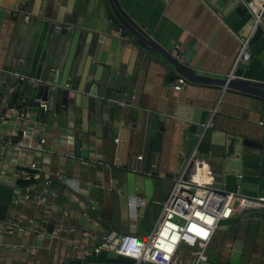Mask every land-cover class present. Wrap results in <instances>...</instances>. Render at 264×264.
<instances>
[{
	"label": "crops",
	"instance_id": "crops-1",
	"mask_svg": "<svg viewBox=\"0 0 264 264\" xmlns=\"http://www.w3.org/2000/svg\"><path fill=\"white\" fill-rule=\"evenodd\" d=\"M120 2L152 37L169 50H178L180 59L198 73L225 78L233 71L241 55L242 38L207 0ZM111 14L108 0H0V67L37 76L55 22L40 78L52 86L75 85L92 60L94 45L87 44V31L76 29L65 37L60 28L72 24L98 29L110 21ZM134 53L132 57L129 46L106 39L97 55L107 65L124 66L131 75L124 102L83 93V100L67 111L59 106L43 117L36 107L29 112L30 127L47 130L45 150L21 152L10 147L12 166L7 171L11 176L14 163L23 167L33 160L42 166L41 179L17 188L31 198L12 206L16 215L34 218L37 230L2 236V243L22 246H0V264H64L81 253L73 248V242L92 248L107 234L147 236L157 223L174 176L185 168L189 155L187 125L173 114L178 102L209 111L217 107L216 128L226 124V129L235 125L244 130L264 126L263 99L196 84L177 91L173 87L177 77L168 80L165 69ZM83 88L79 86V90ZM33 98L31 95L30 100ZM16 102L27 103L20 94ZM154 113L166 119L159 122L163 140L148 173ZM4 131L18 132L11 118ZM30 170L25 168V178L31 177ZM140 199L145 202L137 207ZM58 226L59 233L51 235ZM218 231L229 234L228 238H218ZM217 232L210 246L217 248L223 262L264 264V220L241 221ZM33 245L36 252L28 249Z\"/></svg>",
	"mask_w": 264,
	"mask_h": 264
},
{
	"label": "water",
	"instance_id": "water-1",
	"mask_svg": "<svg viewBox=\"0 0 264 264\" xmlns=\"http://www.w3.org/2000/svg\"><path fill=\"white\" fill-rule=\"evenodd\" d=\"M207 1L210 6L218 9L219 15L242 39L250 36L256 24V15L250 6V2L254 0ZM108 2L112 16L104 26L101 25L98 29H85L78 25L66 24L60 28V32L65 37L75 32L76 29L85 30L88 33L87 44L94 45L95 53L92 60L84 66L75 85L65 87L44 83L34 86L25 82L22 91L14 93V101L19 94L23 95L27 103L32 106H39L45 100L48 101V111H55L59 106L66 111L69 110L75 106V103L78 104L83 100L80 95L83 93L97 96V98L100 96L106 101L124 102L127 98L131 75L126 72L127 69L124 66L115 68L99 60L98 51L106 39L118 40L129 46L132 49V57H135L134 51L138 55L143 54L148 57L165 69L168 80L184 76L188 80V85L211 86L222 91L238 92L264 100V18L254 30L249 46L235 71V76L218 78L198 73L196 68L182 61L172 50L160 44L124 9L120 0H108ZM54 30L55 22H52L39 67L41 70ZM41 70L37 74L39 77H41ZM80 85L84 87L83 90H79ZM31 95L34 96L32 100H30ZM101 104L104 106V103ZM45 113L46 111L41 109L40 117H43ZM173 114L185 120L187 126L184 129L188 131V152L190 154L202 133L201 124L211 116V111L178 102ZM165 119V115L152 114L147 152L146 172L148 173L151 172L154 152L159 150L163 140L164 134L158 130L159 122H164ZM226 126L227 124L216 128L213 122L212 126L203 132L196 154L188 163L185 178L190 182L204 183L229 191L240 190L251 196H263L264 126H252L248 130L235 125L234 128L226 129L224 128ZM35 181L33 178L2 176L0 220H4L9 215L16 188H22ZM245 220H264V210L248 211L241 216L224 219L219 223L218 229H227ZM131 262L133 259L129 257L103 250L89 255L79 253L74 260L64 264H130ZM205 264L216 263L208 261Z\"/></svg>",
	"mask_w": 264,
	"mask_h": 264
},
{
	"label": "built area",
	"instance_id": "built-area-1",
	"mask_svg": "<svg viewBox=\"0 0 264 264\" xmlns=\"http://www.w3.org/2000/svg\"><path fill=\"white\" fill-rule=\"evenodd\" d=\"M250 6L256 15L255 30L258 23L264 18V0H254L250 2ZM29 17V15H25V19H29ZM254 30L248 38L241 39V55L229 77L235 76V71L249 46ZM172 51L180 57L178 50ZM25 82L34 86L46 83L39 76L0 67V183L2 176H10L7 171L12 166L8 160L10 147L21 152L45 150L47 130L46 128L39 130L31 128L29 124L32 120L29 112L34 107L47 112L48 101H42L39 106H32L28 103L19 105L14 101L13 94L20 93ZM187 84L186 77L178 76L173 87L180 91ZM66 87H70V84H67ZM216 110L217 107L213 108L211 116L201 124L202 133L187 158L185 168L174 176L172 189L163 204L157 223L147 236L122 234L113 237L107 234L102 237L98 245L92 248L79 242H73V248L81 250L84 255L106 250L133 259L130 264H205L209 261V246L222 220L248 211L264 210V195L251 196L240 190L229 191L217 186L190 182L185 178L188 163L196 154L203 132L212 126ZM10 118L14 127L18 129L17 133L7 134L4 131L5 124ZM142 157V155L139 156V158ZM13 165L14 173L11 176L25 178V168L28 167L31 169L32 175L26 179L38 180L42 178L43 168L34 160L26 163L23 167L16 163ZM46 184L48 185L49 182L47 181ZM17 188L13 195L12 206L14 207L19 206L23 200L31 198L29 193L17 191ZM144 202L143 199H140L137 202V207ZM12 206L9 215L4 220H0V238L16 232L22 234L36 231V220L34 218L26 220L16 215V211H12ZM60 230L61 228L58 226L50 233L57 235ZM0 246L17 248L22 245L0 242ZM28 247L31 252L37 251L34 245ZM60 264L63 263L60 262Z\"/></svg>",
	"mask_w": 264,
	"mask_h": 264
},
{
	"label": "rangeland",
	"instance_id": "rangeland-1",
	"mask_svg": "<svg viewBox=\"0 0 264 264\" xmlns=\"http://www.w3.org/2000/svg\"><path fill=\"white\" fill-rule=\"evenodd\" d=\"M259 229L261 228V226L260 225H258L257 226ZM228 235L229 234H226V232H222V231H218L217 232V237L218 238H221V237H225V239H227L228 238ZM231 236V235H230ZM208 253H209V257H210V260L213 262V263H216V264H227L226 262H223V260L221 259V257H219L218 255V253H217V248H215L213 245H211L210 247H209V251H208Z\"/></svg>",
	"mask_w": 264,
	"mask_h": 264
}]
</instances>
